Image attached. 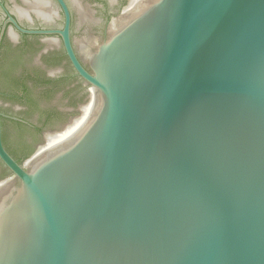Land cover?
<instances>
[{"label":"water","instance_id":"obj_1","mask_svg":"<svg viewBox=\"0 0 264 264\" xmlns=\"http://www.w3.org/2000/svg\"><path fill=\"white\" fill-rule=\"evenodd\" d=\"M68 1L83 61L66 0L30 4L62 29L11 18L60 34L88 92L21 162L0 119V264H264V0Z\"/></svg>","mask_w":264,"mask_h":264},{"label":"flooded vegetation","instance_id":"obj_2","mask_svg":"<svg viewBox=\"0 0 264 264\" xmlns=\"http://www.w3.org/2000/svg\"><path fill=\"white\" fill-rule=\"evenodd\" d=\"M66 2L72 14V43L76 54L83 61L74 38L73 30L76 23L74 11L69 1L66 0ZM120 2H124V0H116L113 4L119 5ZM30 4L31 0H0V87H10V92L6 93L7 96L14 105L25 112L24 114H4L0 111L2 137L6 149L18 161L21 156H30L43 137L48 133L64 128L66 123L71 119L73 120V117L81 110L77 100L68 101L65 106L53 103L59 96L65 95L66 87L82 88V95L78 97L79 99L85 100L84 96L88 92V86L77 74L67 55L60 34L49 35V38L55 39L61 50L50 45L46 41L48 38L46 35L22 32L12 22L11 18L16 21L18 26L27 30L63 28L64 14L61 8L58 9L62 20L61 24L58 25L56 22L49 23L44 19L35 20V13L30 9ZM79 24L84 26L85 31H83L85 33H89L86 32L87 23H82L80 20ZM85 67L88 68L86 65ZM68 69L71 72H68ZM2 95L4 94L0 93V97ZM44 103H51L52 105L48 107L45 119L36 123L29 116L32 115L35 107L43 110ZM6 123H11L25 130V133L20 137L13 139L14 150L6 143ZM3 181L5 183L14 182L15 177L0 159V182ZM19 184V181H15V185Z\"/></svg>","mask_w":264,"mask_h":264},{"label":"trees","instance_id":"obj_3","mask_svg":"<svg viewBox=\"0 0 264 264\" xmlns=\"http://www.w3.org/2000/svg\"><path fill=\"white\" fill-rule=\"evenodd\" d=\"M29 155H24V156H21V157H19L18 159H19V161H22V160H24L25 158H27Z\"/></svg>","mask_w":264,"mask_h":264}]
</instances>
